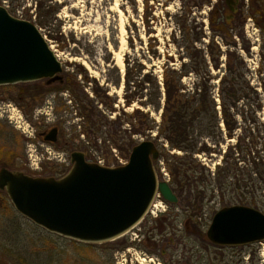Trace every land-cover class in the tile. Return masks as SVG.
<instances>
[{
    "label": "rangeland",
    "instance_id": "obj_1",
    "mask_svg": "<svg viewBox=\"0 0 264 264\" xmlns=\"http://www.w3.org/2000/svg\"><path fill=\"white\" fill-rule=\"evenodd\" d=\"M195 1L199 3L198 0H0V6L12 17L27 21L38 29L62 64L61 77L72 76L79 83L73 94L59 91L62 84L46 85L45 80L0 86V103H5L4 110H8H0L2 153H7L8 149L17 153L24 151L25 165L21 172L34 178L63 177L72 166L70 155L74 151L84 153L88 163L101 161L108 167L124 165L127 160L114 147L102 154L90 145L87 147L88 140L82 135L74 137L80 131L82 120L77 107H86L89 100L100 110H106L102 105L111 106L107 109H111L109 118L120 119V122L130 121L121 111L131 114L136 107L144 112L151 109L148 105L151 91L146 78L140 87L125 89L124 72H121L118 62L120 59L123 63L128 60L130 68L133 67L130 75L133 80L139 77L134 69L135 59L144 65L143 73L149 71L151 64L147 59L152 55L151 49H156V54L162 56L167 52L177 57L173 43L184 40L178 36V28L184 24L190 32L194 27L200 30L198 46L204 53H207L206 47L212 36L220 43L215 57L221 70H211L213 76L224 72L229 53L238 55L244 62L243 70L250 89L233 108L236 118L234 133L229 138L223 123H220V134L213 138L203 137L200 141L210 147L211 155L198 157L211 171L222 158L237 166L235 170L231 168V172L255 183L257 200L254 203L249 200L247 202L251 204L245 206L263 213L264 29L259 27L264 22H260L255 14L256 22L251 15L252 0H236L234 13L237 11L240 20L244 21L232 23L236 28L231 30L227 37L228 45L224 46L209 30V12L218 0H205L199 6H193ZM221 1L225 4L224 0ZM260 3L264 5V0ZM224 8V15L227 14L230 21L234 13L226 6ZM160 63L159 59L153 61L157 66L155 74L160 73ZM193 81L189 78L184 80L189 88ZM211 82L216 86V79ZM19 97H23V101H19ZM126 98L134 99V102L124 108ZM28 104L30 106L25 108ZM150 113L158 123L161 110L159 113L151 110ZM12 116H21L19 123H15ZM124 126L128 127L127 124ZM53 127L59 130L56 143L43 142L38 133ZM107 128H102L99 140L106 137ZM114 129L112 126L111 133ZM155 135L154 132L150 139L158 147L160 157L153 167L158 181H167L168 144L163 139H155ZM135 139L138 142L148 140L138 136ZM32 145L37 153L49 157L36 171L26 165L27 152ZM175 152L176 155L182 154ZM253 158L258 159V167L252 169ZM221 164L225 166L223 161ZM259 170L261 177L254 181L248 177ZM210 190L211 186L198 203L189 195L188 189L175 193L178 198L176 204L156 198V216L148 213L129 232L102 244L80 243L36 226L18 214L6 194L0 192V264H264V240L222 247L206 238L215 213L235 203L229 195L215 193V196Z\"/></svg>",
    "mask_w": 264,
    "mask_h": 264
},
{
    "label": "trees",
    "instance_id": "obj_2",
    "mask_svg": "<svg viewBox=\"0 0 264 264\" xmlns=\"http://www.w3.org/2000/svg\"><path fill=\"white\" fill-rule=\"evenodd\" d=\"M198 1L199 3L195 1L193 6H199L205 2V0ZM258 2L260 3V0L255 1V3L253 0L251 1V15L255 19V14H257L260 22H264V5L258 4ZM224 7L225 4L218 0L209 12L208 20L209 30L213 35L218 36L224 46H227V37L231 30L236 28L232 23L236 20L238 23H243L244 19L240 20L236 11L230 21L226 20ZM255 21L257 22V19ZM257 26L259 27V25ZM259 28L264 29V24L261 23ZM178 29V36L184 40L173 43L177 57H173L167 52L162 56V54H156V49L153 51L151 49L149 52L152 55L147 59L151 64L149 71L143 73L144 65L139 62V59H135L137 63L134 69L139 77L133 80L130 77L133 67L130 68L131 64L128 60H124V88L128 90L140 87L141 81L146 78L151 91L150 102L148 103L151 109L144 112L136 107L131 114L121 111L122 115L130 118V121L120 122V119L112 120L109 118L108 113L111 109H107L111 106L102 105L107 112L100 110L92 103L93 101L89 100L86 107L85 105L81 106V109L77 107L78 116L82 120L80 131L74 137L78 138L79 135H82L88 140L87 147L90 145L102 154L107 151L110 152L114 147L120 156L127 160L132 147L139 143L135 137L150 139L155 132V139H163L168 144L167 174L174 193L188 189L189 195H192L198 203L203 200L204 194L211 186L210 191L214 192V195L215 193H217L216 195H229L230 200L235 202L232 206H245L250 203L247 202L249 200L254 203L257 200L255 183L248 182L243 179V176H237L231 172V168L235 170L238 168L237 166L231 164L228 159L222 158L221 163L223 161L225 166L221 163L217 164L214 171H211L198 157V155L204 157L211 155L209 154L210 147L200 141L203 137L213 138L220 134V123H223L229 138L234 133L236 118L233 116V108L242 98L247 96V90L250 89L247 76L243 70L244 62L238 55L229 53L226 55L224 72L221 75L213 76L211 70H221L218 65V58L215 57V50L218 51L220 43L212 36L206 47L207 53H204L198 46L201 39L200 30H196L194 27L190 32V29L184 24H181V28L179 26ZM158 59L161 61L158 65L160 73L155 74L157 66L153 64V61ZM185 59L187 60L185 61ZM188 78L194 79L190 88L184 82ZM215 79L217 80L216 86L212 85L211 82ZM57 84H62L61 87H58L59 91L66 90L73 94L74 88H77L79 83L72 76H67L66 78L61 77ZM22 98L19 97L18 100L23 101ZM133 102L134 99L126 98L123 107H130ZM137 103L141 106L144 105L141 101H137ZM27 106L30 104L25 105V108ZM151 110L157 113L161 110L158 123L151 117ZM125 124L128 127H125ZM106 126L108 127L105 131L106 137L99 140L98 134ZM112 126L115 127L113 133H111ZM175 151L182 154L176 155ZM228 152L226 151V153ZM257 160V158H253L252 169L254 166L258 167ZM248 177L253 178L254 181L256 177H261V172L260 170L258 173L255 171L253 175L250 173ZM262 192L264 194V190ZM262 212L264 214V208Z\"/></svg>",
    "mask_w": 264,
    "mask_h": 264
},
{
    "label": "water",
    "instance_id": "obj_3",
    "mask_svg": "<svg viewBox=\"0 0 264 264\" xmlns=\"http://www.w3.org/2000/svg\"><path fill=\"white\" fill-rule=\"evenodd\" d=\"M235 12L236 0H224ZM229 16L226 14V20ZM62 64L38 29L12 17L0 6V86L61 80ZM53 128L44 141L55 143ZM159 149L153 140L132 147L127 163L110 168L87 163L82 152L70 155L69 171L61 178L30 177L0 169V191L14 210L44 230L85 244L114 241L146 215L156 193L167 203L178 198L166 181H158L153 163ZM206 238L222 247L264 240V214L247 206L217 211Z\"/></svg>",
    "mask_w": 264,
    "mask_h": 264
},
{
    "label": "flooded vegetation",
    "instance_id": "obj_4",
    "mask_svg": "<svg viewBox=\"0 0 264 264\" xmlns=\"http://www.w3.org/2000/svg\"><path fill=\"white\" fill-rule=\"evenodd\" d=\"M5 106H6L5 103H0V110L2 112L7 111V109L4 110ZM6 118H8V116ZM53 128H55V127H53ZM51 129L39 132L38 133V137L40 139H42V141H44V137L49 133V131ZM58 134H59V130L57 129V135H56L57 138H58ZM24 159H25L24 151L22 153L21 152L17 153L16 151L10 152V149H8L7 153H4V152L2 153V151L0 150V164L2 162V165H1L0 169L1 168H6V169H8L10 171H20L21 172L23 165H25ZM0 192H2V191H0ZM2 193H4V192H2Z\"/></svg>",
    "mask_w": 264,
    "mask_h": 264
},
{
    "label": "built area",
    "instance_id": "obj_5",
    "mask_svg": "<svg viewBox=\"0 0 264 264\" xmlns=\"http://www.w3.org/2000/svg\"><path fill=\"white\" fill-rule=\"evenodd\" d=\"M16 118H19L20 119L19 116H17ZM28 156H29L28 157V166H29V168L31 170H39L40 169V163L43 160L44 156L41 155V154H39V153H37V151H36L35 148H30L29 149V155ZM47 158H49V157H47ZM156 207H157L156 204H152V207L151 208H153V210H155V211H153L152 209H150L149 212L152 215H156V212H157L156 211L157 210Z\"/></svg>",
    "mask_w": 264,
    "mask_h": 264
},
{
    "label": "bare ground",
    "instance_id": "obj_6",
    "mask_svg": "<svg viewBox=\"0 0 264 264\" xmlns=\"http://www.w3.org/2000/svg\"><path fill=\"white\" fill-rule=\"evenodd\" d=\"M118 66L120 67L121 72H123L124 71V65H123L122 59L119 60Z\"/></svg>",
    "mask_w": 264,
    "mask_h": 264
}]
</instances>
